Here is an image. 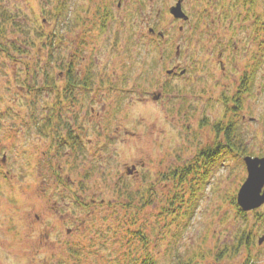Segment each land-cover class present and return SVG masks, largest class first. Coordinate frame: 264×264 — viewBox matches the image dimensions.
<instances>
[{
	"label": "rangeland",
	"instance_id": "rangeland-1",
	"mask_svg": "<svg viewBox=\"0 0 264 264\" xmlns=\"http://www.w3.org/2000/svg\"><path fill=\"white\" fill-rule=\"evenodd\" d=\"M176 2L0 0V264H264V0Z\"/></svg>",
	"mask_w": 264,
	"mask_h": 264
},
{
	"label": "flooded vegetation",
	"instance_id": "flooded-vegetation-1",
	"mask_svg": "<svg viewBox=\"0 0 264 264\" xmlns=\"http://www.w3.org/2000/svg\"><path fill=\"white\" fill-rule=\"evenodd\" d=\"M178 1L179 0H177V2H176V4L178 3ZM184 1V0H183ZM183 1H182V8H183ZM175 4V5H176ZM175 5H172V6H175ZM171 6V7H172ZM171 7H170V12H171ZM184 10V9H183ZM185 11V10H184ZM171 14H172V12H171ZM149 32L150 33H152V34H155V33H157V30L154 28V27H152V26H150L149 27ZM162 31H159V34H160V36L161 37H159V38H161V39H163V40H165V36H166V34H165V32L162 34L161 33ZM222 46L220 47V49H219V51H218V53H217V57L214 59V64L218 67V69H219V67H220V69L222 70L221 72H222V76L223 77H226L227 75H228V73H229V68H230V65H229V61H228V59H227V50H228V48L230 47V44H229V41H228V38H224L223 39V41H222ZM176 55H177V57L179 56V49H180V44H177V46H176ZM170 51H171V53H172V48L170 49ZM263 51H264V49H263ZM175 55V56H176ZM255 62H254V66H261V63H263V61H264V52H263V55L262 56H256L255 58ZM68 75H67V81H68V83H70L74 88H76L77 86H81V85H79V84H76V83H80V84H82V83H84L85 82V80H84V78L82 77V79H80V78H77V76L75 75V73H74V70H73V68L71 69H69L68 70ZM168 74L171 76V77H175V76H178V75H183L184 73H185V69H183V68H181V62H177V64L175 65V69H172V70H168ZM245 77V76H244ZM243 77V75H242V82L240 83V86H239V88H238V90L235 92V99H237V100H239V102L241 103L240 104V106H242V100H243V96L245 95V93H247V92H249V91H251V87H249V85L247 84V86H246V81H247V83H249V78H248V76H247V79H245ZM240 78V77H239ZM83 85H86V82L83 84ZM167 85H168V83H166V84H164L163 83V92H166V90H167V88H165V87H167ZM163 92L162 91H160V93H159V97L161 98L162 97V95H163ZM234 95L233 96H229L230 98H231V100L233 99V97H234ZM159 98V99H160ZM243 118H245V115L243 114ZM230 126L231 125H229V124H225V127H227V128H230ZM218 128V130H221V129H223L224 130V128H223V125H221L220 127H217ZM216 128V129H217ZM236 133V132H235ZM224 135H226L225 134V132L223 133ZM226 136H228V135H226ZM242 148H241V150L239 151V154H241V155H243V154H251L250 152H248V150H247V148L244 146V142L242 141V146H241Z\"/></svg>",
	"mask_w": 264,
	"mask_h": 264
},
{
	"label": "water",
	"instance_id": "water-1",
	"mask_svg": "<svg viewBox=\"0 0 264 264\" xmlns=\"http://www.w3.org/2000/svg\"><path fill=\"white\" fill-rule=\"evenodd\" d=\"M182 1L179 0L175 6H172L171 12L176 17L188 18L189 16L182 8ZM159 96L158 94L155 98ZM245 161L247 163L248 176L240 187L238 202L243 210H253L264 204V157L246 156ZM263 239L261 237L260 242Z\"/></svg>",
	"mask_w": 264,
	"mask_h": 264
},
{
	"label": "trees",
	"instance_id": "trees-1",
	"mask_svg": "<svg viewBox=\"0 0 264 264\" xmlns=\"http://www.w3.org/2000/svg\"><path fill=\"white\" fill-rule=\"evenodd\" d=\"M5 10H1V12H3V14H2L3 19L2 20H6V18H7V12ZM4 31H5V24L2 21H0V37L3 35ZM230 142H231V146L233 147L234 145L232 144V141H230ZM57 149H58V147H57ZM245 233H248V232L245 231L239 236V240H238L239 243H241L243 240H246L247 242L251 241V239L249 237L250 234H245ZM145 264H149L148 261H146Z\"/></svg>",
	"mask_w": 264,
	"mask_h": 264
}]
</instances>
